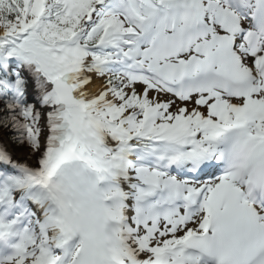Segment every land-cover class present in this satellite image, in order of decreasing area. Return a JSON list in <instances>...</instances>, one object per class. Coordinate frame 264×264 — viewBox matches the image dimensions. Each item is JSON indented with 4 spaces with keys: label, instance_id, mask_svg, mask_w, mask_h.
I'll use <instances>...</instances> for the list:
<instances>
[{
    "label": "snow or ice",
    "instance_id": "obj_1",
    "mask_svg": "<svg viewBox=\"0 0 264 264\" xmlns=\"http://www.w3.org/2000/svg\"><path fill=\"white\" fill-rule=\"evenodd\" d=\"M0 264H264V0H0Z\"/></svg>",
    "mask_w": 264,
    "mask_h": 264
}]
</instances>
